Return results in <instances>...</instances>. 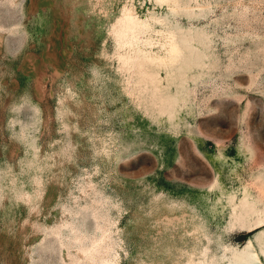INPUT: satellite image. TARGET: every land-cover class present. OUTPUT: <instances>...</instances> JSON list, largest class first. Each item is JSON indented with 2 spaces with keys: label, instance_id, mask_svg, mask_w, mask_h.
<instances>
[{
  "label": "rangeland",
  "instance_id": "obj_1",
  "mask_svg": "<svg viewBox=\"0 0 264 264\" xmlns=\"http://www.w3.org/2000/svg\"><path fill=\"white\" fill-rule=\"evenodd\" d=\"M0 264H264V0H0Z\"/></svg>",
  "mask_w": 264,
  "mask_h": 264
},
{
  "label": "bare ground",
  "instance_id": "obj_2",
  "mask_svg": "<svg viewBox=\"0 0 264 264\" xmlns=\"http://www.w3.org/2000/svg\"><path fill=\"white\" fill-rule=\"evenodd\" d=\"M53 42H54V38L52 36L49 37V39H48V54L52 57L54 56V51L51 47ZM23 67L24 68L26 67L25 61H23ZM33 79H34V83H35V87H34L35 91L41 93L43 90V86H44L42 74L39 72L38 75L33 77Z\"/></svg>",
  "mask_w": 264,
  "mask_h": 264
}]
</instances>
